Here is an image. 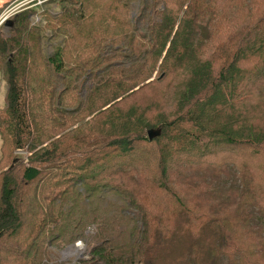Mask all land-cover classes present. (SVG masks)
Instances as JSON below:
<instances>
[{
    "label": "trees",
    "instance_id": "16d2710c",
    "mask_svg": "<svg viewBox=\"0 0 264 264\" xmlns=\"http://www.w3.org/2000/svg\"><path fill=\"white\" fill-rule=\"evenodd\" d=\"M134 1L3 23L0 264H264V0Z\"/></svg>",
    "mask_w": 264,
    "mask_h": 264
},
{
    "label": "rangeland",
    "instance_id": "374dc122",
    "mask_svg": "<svg viewBox=\"0 0 264 264\" xmlns=\"http://www.w3.org/2000/svg\"><path fill=\"white\" fill-rule=\"evenodd\" d=\"M20 3L19 0H3L0 3V8L3 5L7 6H17ZM25 4V3H21ZM40 5H38V11H39V15H35L32 18V23L35 24H44L43 21V10H47L49 13L51 14H55L56 12H58L59 8L57 3H44L41 2L39 3ZM133 11L135 12L138 6V0H135L133 3ZM6 6V7H7ZM5 7V6H4ZM3 7V8H4ZM3 26V27H2ZM0 30L3 34H5L7 32V26H4L3 23L0 24ZM45 33L47 34H51L49 29H45ZM60 40V38H59ZM58 40V41H59ZM56 40L51 41V43H49V41L46 42V52L50 53L52 51V45H56L59 42ZM52 44V45H51ZM116 60H120L118 58H114ZM146 92V91H145ZM5 93H6V83L3 80V78L0 76V114L3 113L4 107H5ZM148 93V92H147ZM0 145H1V138H0ZM14 154L16 155H20V156H24L25 157V152L24 151H15ZM89 231V232H87ZM85 236L78 239L77 241H75L72 244H66L64 245L62 248L60 249H55V248H51L50 251V257L52 258V260L54 262H62L64 264H80L79 261L81 259L87 258L89 256L88 254V247H87V241H88V237L92 234V229H87L84 232Z\"/></svg>",
    "mask_w": 264,
    "mask_h": 264
},
{
    "label": "built area",
    "instance_id": "2783aa9c",
    "mask_svg": "<svg viewBox=\"0 0 264 264\" xmlns=\"http://www.w3.org/2000/svg\"><path fill=\"white\" fill-rule=\"evenodd\" d=\"M19 1L24 2L27 0H19ZM43 1H45V0H37L38 3H41ZM6 6L0 12V24L4 23L9 18V16H11L16 11V8H14L12 6H7V7Z\"/></svg>",
    "mask_w": 264,
    "mask_h": 264
},
{
    "label": "crops",
    "instance_id": "0c3cea01",
    "mask_svg": "<svg viewBox=\"0 0 264 264\" xmlns=\"http://www.w3.org/2000/svg\"><path fill=\"white\" fill-rule=\"evenodd\" d=\"M33 1V6H38V5H40L38 2H37V0H27V1H24V2H20L17 6H13L14 8H16V11L15 12H18V11H20L21 9H23V8H27V7H29L28 5H29V3L30 2H32ZM21 3H25V4H22L21 5ZM14 12V13H15ZM13 13V14H14Z\"/></svg>",
    "mask_w": 264,
    "mask_h": 264
},
{
    "label": "water",
    "instance_id": "95a60500",
    "mask_svg": "<svg viewBox=\"0 0 264 264\" xmlns=\"http://www.w3.org/2000/svg\"><path fill=\"white\" fill-rule=\"evenodd\" d=\"M8 22H5V25H7ZM160 134V129L159 128H150L147 130V135L149 139H152L153 137L157 136Z\"/></svg>",
    "mask_w": 264,
    "mask_h": 264
},
{
    "label": "bare ground",
    "instance_id": "6f19581e",
    "mask_svg": "<svg viewBox=\"0 0 264 264\" xmlns=\"http://www.w3.org/2000/svg\"><path fill=\"white\" fill-rule=\"evenodd\" d=\"M3 0H0V3L2 2Z\"/></svg>",
    "mask_w": 264,
    "mask_h": 264
}]
</instances>
